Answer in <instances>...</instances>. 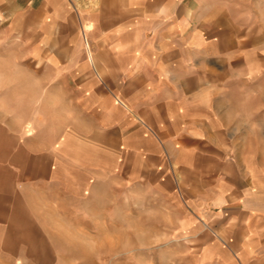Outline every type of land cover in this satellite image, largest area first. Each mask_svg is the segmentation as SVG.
I'll return each mask as SVG.
<instances>
[{
	"label": "crops",
	"instance_id": "1",
	"mask_svg": "<svg viewBox=\"0 0 264 264\" xmlns=\"http://www.w3.org/2000/svg\"><path fill=\"white\" fill-rule=\"evenodd\" d=\"M1 47V264H59L141 207L264 264V0H0Z\"/></svg>",
	"mask_w": 264,
	"mask_h": 264
},
{
	"label": "rangeland",
	"instance_id": "2",
	"mask_svg": "<svg viewBox=\"0 0 264 264\" xmlns=\"http://www.w3.org/2000/svg\"><path fill=\"white\" fill-rule=\"evenodd\" d=\"M79 9L82 8L79 7ZM6 50V48L1 47L0 55L6 54ZM33 67L34 66L30 64L23 63V72L31 71L33 70ZM8 70H10L9 64L0 63L1 72ZM3 82L11 83V86L13 87L17 80L0 81V84ZM7 99H9V97ZM17 105H14L13 108H19ZM20 109L23 110V105ZM146 200L147 198L141 194L140 203L144 204L147 202ZM148 211V208L141 207V217L139 223L136 225H132L130 221L121 225V217H113V220L116 221V223L108 224V235L106 238L104 237L103 230H101V225L97 222L93 223L91 227L84 228V230L81 225L76 226V231L82 232L83 230L84 235L87 236V238L55 241L59 248L58 250L61 253L60 256L57 257V263L218 264L217 261H212L210 255H196L195 249H191L194 241L188 240L186 245L185 240L180 241L179 239H170L169 231L171 230L172 225L165 221L156 223L155 221L159 220L160 217L157 215H148ZM160 220L163 219L161 218ZM70 235L74 237H82V234L79 232ZM1 263L3 262H0V264ZM14 263L15 262H13V264Z\"/></svg>",
	"mask_w": 264,
	"mask_h": 264
},
{
	"label": "built area",
	"instance_id": "3",
	"mask_svg": "<svg viewBox=\"0 0 264 264\" xmlns=\"http://www.w3.org/2000/svg\"><path fill=\"white\" fill-rule=\"evenodd\" d=\"M75 10L87 7H95L97 5V0H69Z\"/></svg>",
	"mask_w": 264,
	"mask_h": 264
}]
</instances>
